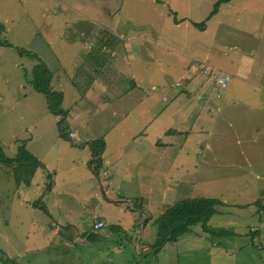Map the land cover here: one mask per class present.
I'll list each match as a JSON object with an SVG mask.
<instances>
[{"label": "rangeland", "instance_id": "rangeland-1", "mask_svg": "<svg viewBox=\"0 0 264 264\" xmlns=\"http://www.w3.org/2000/svg\"><path fill=\"white\" fill-rule=\"evenodd\" d=\"M214 2L0 0V264L220 263L218 254L209 251L207 256L199 245L204 238L238 250L237 259L260 264L261 258L264 264V248L259 249L264 247V226L258 223L264 221V136L249 146L248 134L234 116L235 110L243 108L228 104L238 89L242 57H248L247 65L252 66L249 79H264V0H231L208 17ZM195 24H203L204 30ZM132 35L136 43L152 40L157 45L152 47L159 53L161 67L142 59L145 66L133 70L141 81L163 82L154 90L163 100L170 102L193 68L196 74L205 69L211 75L214 70L230 80L225 89H210L212 100L200 120L207 128L204 143L196 152L188 147L192 158L184 166L162 168L155 178L141 174L143 168L130 167L126 178L104 179L105 169L98 168L95 176L88 166L85 133L95 136L114 126L134 129L130 119H121L126 105L114 102L103 108L91 103L95 111L90 114L95 117L83 119L74 144L68 138L76 129L70 117L49 112L45 95L32 87V69L42 63L51 72L49 89L59 92L60 86L66 95L61 109L69 104L73 87L82 93L93 82L119 96L129 84V54L123 43ZM105 39L119 43L114 60L111 49L98 52ZM95 53L96 63L82 62ZM260 97H264L263 90ZM243 100L249 102L248 97ZM258 102L246 104L253 108L248 116L252 121L264 116V104ZM257 126L264 133L260 123ZM60 131L66 139L59 136ZM17 148L35 161L18 167L6 163L4 158H14ZM84 157L85 167L80 163ZM62 167L64 175H60ZM85 168L94 179H62ZM28 170H33L30 179ZM153 185L155 199L149 192ZM195 197L223 203L207 223L212 232L205 234L196 224L153 252L155 219L172 204ZM100 218L105 220L104 227L92 233L93 220ZM144 246L149 249L144 251Z\"/></svg>", "mask_w": 264, "mask_h": 264}, {"label": "crops", "instance_id": "crops-1", "mask_svg": "<svg viewBox=\"0 0 264 264\" xmlns=\"http://www.w3.org/2000/svg\"><path fill=\"white\" fill-rule=\"evenodd\" d=\"M115 41V39L101 40L98 52L106 53L111 49L110 57L114 60L117 58V50L114 47L119 46V43L116 44ZM123 45L124 51L129 54L126 56L127 65L130 67V70L127 72L129 75L127 90L117 96L112 91L104 89L101 85H95V82L90 85L87 91L82 93H79V90L73 87L74 90L72 91L74 93L70 96L69 104L66 108L64 107L62 109L66 113L65 116L70 117L74 128H76L69 132L68 138L76 144L75 133L77 129H81L82 123L85 122L83 119H86V117H95L94 114H90L92 111H95V107H93V104L91 103L95 102L97 104H102L103 108H106L108 104L114 102L125 104L126 106L121 112V119H130L132 121L131 124H135L134 129H132L131 126L126 128L114 126L110 130L98 133L95 136L86 132L83 144L86 143L87 148L90 151L89 143L92 140L102 138L104 141L105 146L100 155L98 166L99 169H105L104 172L107 173L105 176L102 175L104 179L109 177H112L111 179L126 178L125 176L129 173L128 171L130 167L143 168L144 171L143 173L141 172V174L148 173L149 176L152 175L155 178L156 175H161L162 168H178L184 166L185 163L188 162V159L192 158L188 155V147L191 151L196 152L197 147L204 143V133L207 131V128L205 127V123H201L200 120H204L206 106L212 100L210 98V89L214 88L213 75H205L202 72L201 74H196V68H193L194 72H191V74L185 78L186 82L184 87L180 91L173 93L171 96L172 99L170 98L171 100L169 102L166 98L163 100L154 92L155 88L162 87L163 82H160L159 79L146 82L141 81V79L138 78L140 76L136 74L137 71L135 70V72L133 70H139L140 67L143 68V65L145 66V61L142 59L152 60V64L156 63L158 67L160 66L161 60L157 57V54L159 53L155 51L154 47H152L153 45H157L152 42V40H142V42L136 43L135 36L133 35L127 37ZM139 50L141 52H139ZM135 53H141V57L136 56ZM96 56L97 53H95V55L91 54L89 58L86 57L82 62L86 65H92L96 63L95 61H98ZM247 58L248 57L246 56L242 57V60L240 61V67L237 72L238 76L236 77L239 82L235 85L238 89L232 97L233 102H229L228 104L230 107H232V104H239L242 106L243 109H240L239 111L241 115H239V112L237 113V110L234 112L235 119L238 117L235 121L238 126L241 127L242 132L248 134L246 135V138L250 142L249 146H251L257 143L259 135L264 136V133H259L257 126L260 123L264 128V116L252 121L248 116L252 114L251 112L253 111V108L251 106L249 108L246 104H254L255 106L258 101V103L264 104V97H260L261 91H264V79L261 82L259 80L249 79L248 70L252 66L247 65ZM160 72H162L161 69ZM256 77L258 78L259 75H256ZM58 87V90L60 89L59 93L62 94L60 106L63 107L66 95L64 90L61 89L60 86ZM145 87L152 91L153 94L151 95L149 90L144 91ZM70 92L71 91H69V93ZM242 93L248 94V103L244 102L243 98L247 97H244ZM162 102H169V104L163 106ZM261 110H263V107ZM77 111H80L81 114L76 116ZM165 111L166 113H164ZM242 119L246 120L247 123L242 121ZM116 124L119 125V122ZM97 125L98 123L95 124V126ZM151 126L152 129L149 130ZM70 135L72 136L70 137ZM65 137L67 136L65 135ZM110 144L113 145L110 146ZM86 157L80 161L81 165L84 167L87 161ZM91 158L90 151V160ZM199 159L202 158L199 157ZM90 160H88V166ZM247 160L249 161V157H247ZM99 169H97V174L95 176L98 175ZM111 171L114 175L110 173ZM57 173L56 170L53 179H56ZM64 173L62 167L60 175H64ZM62 179L94 178L89 170L85 168V170H81L80 173L72 176H64ZM155 188V185H153L149 190V192H153L154 199L156 198ZM158 191L160 192L159 189ZM121 201L127 203L125 200ZM142 216L143 219H148L145 212H142ZM97 220L102 221L105 224L104 219L100 218ZM145 220L144 223H146ZM258 223L261 227L264 226L263 220L259 219ZM141 225L143 226V224ZM249 229L250 231L254 230V228L250 227ZM92 233L95 232L92 231ZM53 234L57 235L58 232H54ZM199 245L204 251H206L207 256L210 255V252H215L216 255L218 254L220 258V263L218 264H252L248 260H241V258L237 259L239 255L238 250L236 252L233 249L228 250L224 247L225 245L222 246L208 238H204ZM147 248L148 247L144 246L143 250L147 251ZM263 248L264 247L262 246L259 247L260 250ZM135 249L138 250L136 246ZM256 250H254L255 254L257 253ZM261 260L262 259L260 258V264H263V261ZM206 264L217 263L209 260ZM257 264H259L258 261Z\"/></svg>", "mask_w": 264, "mask_h": 264}, {"label": "trees", "instance_id": "trees-1", "mask_svg": "<svg viewBox=\"0 0 264 264\" xmlns=\"http://www.w3.org/2000/svg\"><path fill=\"white\" fill-rule=\"evenodd\" d=\"M230 1L231 0H215L208 17H212L222 4H226ZM195 26H197L200 30H204L203 24H195ZM51 78V72L42 63H38L33 67L31 81L33 89L36 92H40L45 95L48 110L52 115L64 117L66 113L60 108L62 94L49 89ZM59 136L66 139L65 135L61 131ZM104 146L105 144L102 139H95L89 143L92 157L89 162V167L91 168L92 166L95 172H97V169L99 168L100 155L104 150ZM4 160L8 164H15L16 167L35 161V159L29 155L28 152L21 148H17V154L14 158H4ZM32 175L33 170H28L29 179ZM221 205H223V203L220 200L205 197L187 198L172 204L154 221L157 230V239L155 244L151 246V248H155L152 251L155 252L163 247L167 242H175L180 236L190 232V228L196 224L201 225L203 233H211L212 231H210L207 223L215 214L216 208ZM216 232L221 233L222 230Z\"/></svg>", "mask_w": 264, "mask_h": 264}, {"label": "built area", "instance_id": "built-area-1", "mask_svg": "<svg viewBox=\"0 0 264 264\" xmlns=\"http://www.w3.org/2000/svg\"><path fill=\"white\" fill-rule=\"evenodd\" d=\"M202 73L205 75L209 74V72L205 69L202 70ZM210 73H211V75H213L214 88L225 89L227 84H228V81H229V76L228 75H221L219 72L214 71V70L211 71ZM215 74H217V75H215ZM71 136L72 135H70V137ZM91 170L93 171L94 174H97V172H95V170L92 166H91ZM106 174H107L106 172L102 173L103 176H105ZM92 227H93V231L96 232V231H99L101 228L104 227V223L94 219V223H93Z\"/></svg>", "mask_w": 264, "mask_h": 264}]
</instances>
